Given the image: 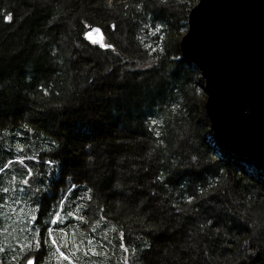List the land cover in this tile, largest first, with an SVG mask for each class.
Listing matches in <instances>:
<instances>
[{
  "label": "trees",
  "instance_id": "obj_1",
  "mask_svg": "<svg viewBox=\"0 0 264 264\" xmlns=\"http://www.w3.org/2000/svg\"><path fill=\"white\" fill-rule=\"evenodd\" d=\"M195 3L0 0L4 264H69L48 229L73 264H264V166L219 143L180 50ZM89 23L115 50L83 37Z\"/></svg>",
  "mask_w": 264,
  "mask_h": 264
},
{
  "label": "water",
  "instance_id": "obj_2",
  "mask_svg": "<svg viewBox=\"0 0 264 264\" xmlns=\"http://www.w3.org/2000/svg\"><path fill=\"white\" fill-rule=\"evenodd\" d=\"M88 25L101 28L104 43L111 44L101 26ZM92 39L101 36L93 33ZM180 50L202 73L219 143L264 166V0H201L190 10Z\"/></svg>",
  "mask_w": 264,
  "mask_h": 264
},
{
  "label": "snow or ice",
  "instance_id": "obj_3",
  "mask_svg": "<svg viewBox=\"0 0 264 264\" xmlns=\"http://www.w3.org/2000/svg\"><path fill=\"white\" fill-rule=\"evenodd\" d=\"M162 2H163V0H162ZM200 3H201V0H197V5H194V8H196ZM53 19H55V17ZM3 20H4L5 23L10 24V23H12L13 17L11 15H4L3 16ZM87 27L89 28V30L87 32H85L84 35H85V37L87 39H89V41L91 43L99 44L100 47L105 48V49H111L112 48L111 44L104 43V40H103V35L104 34H103L101 28H99V27L93 28V27H91V25H87ZM112 27L115 28L116 26L112 25ZM162 27L163 26H161L159 28H156V32L157 33L160 32L162 30ZM93 33L100 34L101 39L99 41L92 39ZM149 48H151V46H149ZM151 50L155 51L156 49H151ZM152 123L156 124V121H152ZM24 127L27 128V125H24ZM156 134L159 135V133H156ZM55 147H58V145H56ZM52 150H54V149H45V152L52 151ZM32 159H36V157H33ZM192 159L195 160L196 157H193ZM19 162L22 163L23 161H19ZM44 163L47 164V165H52L54 163V161L52 159H48V160H45ZM5 167H7V166H5ZM3 171H4V169L0 168V173H2ZM27 176L34 178V173H33L32 169H28ZM22 182L25 185H27L29 183V180L26 177ZM212 187H213L212 183H209L207 189L201 188L199 193L197 194V196H193V197H189L188 198V203L191 204L194 200L202 198L205 195L209 194L208 193V189H211ZM75 188H76V185L75 184H71L70 188H69V191H71L72 189H75ZM9 190L10 189L8 187H3L2 188V192L4 194H7L9 192ZM81 199H83V198H81ZM87 199L91 200V196H89ZM16 203H20V201L17 200ZM60 203L63 204V203H65V201L61 200ZM79 207L80 206L77 205V208H79ZM177 211H179V209H177ZM59 215H60L59 212H57L56 213V220L57 221L59 220ZM68 215L72 216V213L69 212ZM74 218H76L78 220H81V221H85V218L82 215L74 217ZM31 219L33 221H35V220H37V217L34 216ZM212 223H213L212 220L208 221V224H212ZM201 227H203V225ZM63 231L64 230L61 229V232H63ZM43 243H44V245L51 246V247L55 248V255H57L58 258L63 259L65 261H69V264H73V262L71 261L70 257L64 251L61 250V247L58 244V241H57L56 237L54 236L52 229H48L47 238L44 240ZM21 247L31 248V241L29 242L28 245H21ZM35 248H36V252L39 253L40 248H41V242L38 239L35 240ZM5 251L6 250L3 247H0V252H5ZM252 255H255V252H253L251 249H249L248 252L246 253V256H252ZM0 264H4V262L2 260H0ZM8 264H21V262L18 260L17 256L13 255L11 260L8 262ZM22 264H40V257L37 256V255L28 254V255H26L23 258Z\"/></svg>",
  "mask_w": 264,
  "mask_h": 264
},
{
  "label": "rangeland",
  "instance_id": "obj_4",
  "mask_svg": "<svg viewBox=\"0 0 264 264\" xmlns=\"http://www.w3.org/2000/svg\"><path fill=\"white\" fill-rule=\"evenodd\" d=\"M194 1L197 3V0H194ZM196 3H195V4H196ZM206 96H207V95H206Z\"/></svg>",
  "mask_w": 264,
  "mask_h": 264
},
{
  "label": "bare ground",
  "instance_id": "obj_5",
  "mask_svg": "<svg viewBox=\"0 0 264 264\" xmlns=\"http://www.w3.org/2000/svg\"><path fill=\"white\" fill-rule=\"evenodd\" d=\"M192 8H193V7H192ZM185 33H186V32H185ZM185 33H184V34H185Z\"/></svg>",
  "mask_w": 264,
  "mask_h": 264
}]
</instances>
